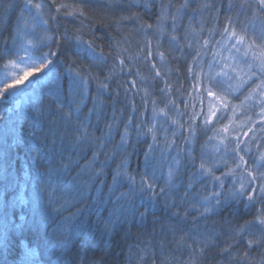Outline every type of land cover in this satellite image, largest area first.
I'll list each match as a JSON object with an SVG mask.
<instances>
[{
	"label": "snow or ice",
	"instance_id": "obj_1",
	"mask_svg": "<svg viewBox=\"0 0 264 264\" xmlns=\"http://www.w3.org/2000/svg\"><path fill=\"white\" fill-rule=\"evenodd\" d=\"M87 2L88 0H85V3ZM125 3L126 10L142 7L147 13H151L152 8L158 9L155 25L146 23L137 13L121 15L114 23L119 29L123 21H133L139 25L136 31L143 32L145 36L150 31L159 36H167V50L161 51L160 42L157 41L155 55L162 63L167 62L171 56V60L175 61L173 71L176 72L177 79L181 74L180 61L183 60L187 64L186 72L194 80L192 87L197 91L196 99L201 104L199 111H195V105H192L193 111L189 120L192 122L199 120L200 128L198 129L195 123H188L186 126L179 119H172L170 113L184 116L185 112L180 111L176 101L171 98L173 82L165 78L167 74L162 73L155 63L151 64L155 73L152 80L155 81L159 77L163 81L164 87L159 91L165 98L164 108H159L157 99L147 88H144L137 89V92L142 90L144 93L141 97L142 107L138 110L137 104L130 95L131 89L121 84L118 87L124 89L123 95L129 108L128 114L125 116L123 109L117 114L116 109L113 108L109 117L104 97L111 92V82L118 74L117 65L113 64L108 75L103 78L94 74L90 68L105 65L109 57L102 47L95 45V39L85 40L80 34L81 29H76L74 35L69 34L67 30L60 33L57 25L53 35H48L49 29L46 27L45 35L41 36L38 42L28 39L29 35L34 34L37 23L49 25V20L42 18L40 10L43 7V0L42 3L23 0L22 15L17 20L12 47H8L7 40L4 42V50L15 55L16 60H10L4 66L3 74H0V100L14 101L16 107L20 109L15 113L16 120L13 124L0 130V249H8L11 243L10 233H19L20 237L30 233L35 240L25 246L22 264H37L39 244L32 245L46 230L48 210L60 212L69 203L65 201L60 208L54 207L57 202L56 192L59 181L54 182L53 176L66 177L75 168H80L77 176L72 177V182L80 196L86 197L90 185L80 180V175L87 172L91 179L95 180L105 175V168L119 159V163L113 169L112 183L107 197L103 202L96 201L98 207L95 211L97 212L102 203L113 205L109 219L103 221L102 228L97 221L95 229L86 221L81 222L78 226L81 232L86 231L89 236L95 237L96 231H99L101 237H112L114 231L127 222L129 216L134 221L138 218V222L143 224L150 214L145 197L152 208L162 205L165 210L171 212V216L175 217L177 222L186 219L192 209L197 210L201 217L209 213L219 215L222 212L239 216L243 212L245 215H251L252 219L235 224L226 221L229 224L228 235L224 245L219 247L218 255L225 257L227 264H252L249 259V250L254 247L264 248V144L253 145V141H264V136L257 137L253 133L250 140L241 141L238 137L230 138L229 125L222 127L216 125H220L225 119H228L231 124L238 110H242L240 114L245 116L246 122L259 124L260 130L264 131V23L261 24L259 32L256 31L255 25L250 31L248 25L227 17L220 31V39L213 44L212 36L215 29L209 30V37L201 42V32L204 30L203 20L197 27L193 23L192 16L188 15V23L181 24L189 12L203 17L205 12L210 11L214 5L208 0H125ZM193 3L195 7H192ZM8 7L12 5L9 4ZM50 7H53L57 14L50 17L54 23L58 21L60 15L75 17L77 13L79 17L91 19L79 6L73 7L67 3L50 0ZM113 7L122 8L123 5L114 3ZM228 7L229 9L238 7L245 13L250 11L252 19L264 16V0H238V3L229 0ZM33 9L36 10L35 13ZM65 9L71 10L62 11ZM24 12L31 17V32L29 22L23 15ZM181 27H183L182 33L179 31ZM53 44L56 46L55 50H53ZM65 44H69L74 49L72 54L77 58L81 54H86L91 65L82 67L76 60L70 59L66 55ZM210 44H212V58L206 62L207 71H205L203 57L207 55ZM44 47L48 48L47 52L43 51ZM146 47L147 54L141 56L140 54L144 53V48H141L138 58L147 60L148 57L153 56L151 41H147ZM185 49L190 50V62L187 60L188 54ZM34 50H38L40 54L33 55ZM121 51L128 50L121 49ZM21 52L24 53L23 56L19 54ZM176 52L179 55H172ZM225 52L228 54L224 55ZM128 58L133 59L131 55ZM115 59L119 60V71L122 72L127 66L125 60L119 53ZM62 62L64 63L63 74L55 71ZM20 65H24L26 70L22 75L17 76L15 69ZM9 72H11V79ZM62 75L67 81L71 96L67 105L69 111L64 110ZM143 79L145 78L141 77V80ZM93 82L96 84L94 96L88 91ZM136 83L135 80L131 82L132 88H136ZM253 84L254 87H252ZM46 87L51 97L47 102L43 99V89ZM246 87L251 90L244 96L240 105L232 104L229 98L236 96ZM175 90L181 92V88ZM114 94L116 97L121 95L119 91H115ZM150 97L151 116L146 117ZM205 99H207L206 111ZM88 100H91L92 107L84 113L82 109L87 106ZM254 100L257 101L255 105L252 103ZM255 106H259L260 109L257 121H253V117L247 115L248 111ZM188 107L189 105L185 102V109L187 110ZM133 113L136 115L134 116ZM49 116L52 119H48ZM161 116L165 120H160ZM7 119V116L0 114V120L7 121ZM58 120L63 122L65 129L71 125V133L59 132ZM25 123L28 124L27 128L24 127ZM166 123L174 127L169 129L165 126ZM182 129L188 132L187 136H182L183 140L190 145L187 149L180 148L176 144L175 137L181 135ZM198 130L213 133L208 136L204 144H200L199 155L195 151ZM249 131H253V128L250 127ZM97 132L99 135L96 134ZM66 134L72 137L68 143H65ZM117 136H119L118 141ZM160 136H164L163 141L159 139ZM149 139L151 142H148ZM216 140H219V143L212 144L209 151V142ZM137 145L144 149L142 153L144 170L134 175L129 170L130 157L134 153L139 154ZM173 146L176 147L177 154L169 160L164 153L169 152ZM253 146L256 149L255 152H253ZM89 149L92 150L91 158L84 167H80V156ZM157 149L161 153V160L167 163L166 173L163 172V164L155 158ZM221 149H223L222 154L216 155L221 153ZM73 152L76 153L75 159ZM242 153L251 154L250 159H245ZM13 154L20 160L27 157L29 161L26 168L23 164L21 165L23 178L13 171ZM101 156L104 157L102 160ZM229 158L235 167H228ZM221 165L227 167V171L221 172L218 176L216 170ZM229 177L231 184L229 188H226V179ZM125 183L127 190L119 191ZM29 184L32 188L30 195L25 192ZM207 184H211L213 189L208 195L193 202L189 190L193 189L194 185ZM10 189L13 193L11 199L7 195ZM181 189L184 195L178 199ZM196 195L200 194L197 192ZM136 196L140 197L141 206L145 209L142 212L135 205ZM185 205L183 216H181L180 209ZM197 205L202 207L203 211H199ZM17 209H20L18 222L13 219ZM77 211L80 210L77 209ZM121 217L124 219L122 220ZM64 219L67 224L75 217L70 215ZM63 231L68 234L63 235L58 243L53 245V255L57 257L54 264H62L58 250L67 249L71 236L74 234L67 228ZM172 234L175 236L174 229ZM188 239L187 236H181L175 243L193 252L196 251L193 248L195 244L199 248L200 255H204L210 246H218L215 239L209 236H205L202 240L191 238L192 244L187 242ZM165 246L166 241L161 239L159 247L163 250ZM242 248L245 250L241 251ZM152 255L154 256L155 253ZM166 262L171 264L167 256L161 259L160 264H166ZM152 264H155L154 259ZM261 264H264V261Z\"/></svg>",
	"mask_w": 264,
	"mask_h": 264
},
{
	"label": "trees",
	"instance_id": "obj_2",
	"mask_svg": "<svg viewBox=\"0 0 264 264\" xmlns=\"http://www.w3.org/2000/svg\"><path fill=\"white\" fill-rule=\"evenodd\" d=\"M208 2L214 7L203 14V17L200 15L189 12L184 20L181 22L182 25L188 23V15H191L193 18V23L199 27V22L203 20L204 30L201 32V42L203 39L209 37V30L215 29V33L212 36V43L220 39V31L226 23L227 17H232L234 21H238L242 24L248 25L250 31L252 26L255 25L256 31L259 32L260 26L264 23V16L252 19V13L249 11L247 13L241 11L238 7H233L229 9L228 2L229 0H208ZM234 3H238V0H233ZM33 3H42V0H33ZM57 3H67L73 7L79 6L82 8L87 17L91 19H86L84 17H79L78 13L75 17L73 16H63L60 15L58 21L55 23L51 21L50 17L52 15H57L55 9L50 7V0H43V7L41 8L42 18L49 20V25H44L42 23H37L35 26L34 34L28 36V39L33 40V42H38L39 38L45 35L44 29L47 27L49 29L48 35H53L56 31L57 25L59 26V32L63 33L65 30L69 34H75L76 29H81V35L85 40L91 41L95 39V45L102 47L106 55H108V61L105 65L95 67L92 66L90 70L94 74L100 75L101 78L107 76L109 70L112 68L113 64L117 65V75L113 77L111 82V92L110 94H105V101L107 104L108 115L109 117L112 114V109L115 108L117 114L123 109L124 115L127 116L129 108L127 102L124 98L123 87H118V85L123 84L124 86L131 89L130 95L133 97L135 103L139 108L142 107L141 97L144 95L143 91L137 92V89L147 88L149 92L152 93V96L157 99V104L159 108H164L165 98L163 94L159 91L160 88L164 87L163 81L158 77L155 81L152 80L154 76V70L151 68V64L155 63L162 71V73L167 74L165 78L173 82V90L171 98L176 101V106L179 110L185 112L184 116H178L170 113L172 119H179L181 123H185L186 126L188 123H195L197 128H200L201 122L199 120L192 122L189 120V117L193 111L192 105H195V111L200 110L199 101L196 99L197 91L193 89L192 84L194 80L186 72L187 64L185 61H180L181 74L179 79H177V74L173 71L175 67V61L169 60L167 62H161L159 57L155 55L157 41L160 42L161 51H166L168 47L167 36H159L158 34H153L151 31L145 36L143 32H137L136 29L139 25L133 21H123L119 29L114 23L115 20L121 15H131L132 13H137L143 17V20L146 23H152L155 25L156 16L158 15V9L152 8L151 13H147L142 7L135 8L133 7L130 10L127 9L125 0H88L85 3V0H57ZM114 3H119L123 5L122 8L113 7ZM11 4L12 7H8ZM192 7H195V3L192 4ZM23 9V0H0V74H3L5 71L4 66L8 64L10 60H16V56L10 53H7L4 50V42L7 40L8 47H12L13 36L15 35V30L17 27L18 17L22 15ZM71 9H65L62 11H68ZM33 9V13H35ZM25 19L29 22V31L31 32L32 20L27 12L23 13ZM83 21V23H81ZM251 21V22H250ZM183 32V27L179 29ZM58 35V34H57ZM56 37L54 36V39ZM147 41L152 43V52L153 56L148 57L147 60L138 58L140 54V49L144 48V53L140 54L141 56L147 54ZM119 43V46H117ZM53 50H55V45H52ZM65 52L68 57L72 60H76L78 64L82 67L90 66L91 61L86 54H81L79 58L73 55L74 49H72L69 44H65ZM121 49H127V52L121 51ZM15 51V49H13ZM43 51L47 52L48 48L44 47ZM187 55V60L190 62L191 54L190 50L185 49ZM117 53L120 54V57L125 60V64L122 72L119 71V60L115 59ZM22 55V52L19 53ZM38 50L33 51V55H39ZM129 55L133 59H129ZM172 55H179L178 52L172 53ZM212 58V44L209 45L207 55L203 57L205 61V71H207L206 62ZM55 59V58H53ZM56 72L61 74L64 73V63H60L59 66L55 69ZM139 73V75H137ZM141 77L145 79L141 80ZM135 80L136 88H132L131 82ZM61 83L63 85L62 95L65 98V111L70 109L67 107L68 103L71 100L69 95V89L67 81L64 79V76H61ZM182 86V87H181ZM176 88H181V92H176ZM89 93L94 96L96 93V84L93 82L88 89ZM115 91L121 93L120 97L115 96ZM182 93V94H181ZM51 97L48 95L47 87L43 89V99L45 102ZM235 97L231 98L232 103H240V101L233 100ZM240 98V97H238ZM151 97L149 98L148 110L145 113V116H151ZM185 102L189 105L188 109H185ZM87 106L82 109L84 113H87L88 108L92 107L91 100L86 102ZM74 107V105H73ZM171 107V106H170ZM20 109L16 107L15 102H8L0 100V114H4L8 117L7 121L0 120V130H4L6 127H10L13 122L16 120V112H19ZM242 111V110H241ZM259 106L252 107L247 115L253 117V121L259 120ZM135 116L136 114L133 113ZM48 119H52L51 116ZM160 120H165L163 116L159 118ZM246 124V123H245ZM249 123L240 131L241 141H248L252 138L253 133L257 137L264 136V131H261V126L259 124ZM59 127V132L61 133H71V125L67 129L64 128L63 122L61 120L57 121ZM166 127L171 129L174 127L170 123L165 124ZM24 127L27 128L28 124L25 123ZM102 127V125H101ZM252 127L253 131H249V128ZM247 133V135H244ZM99 135V132L96 133ZM213 133L208 131L207 133L199 131L197 133V144H196V154L199 155L200 144H204L207 141L208 136H211ZM188 132L186 130H181V135L175 137L176 144L180 148L187 149L190 145L183 140L182 136H187ZM51 138V137H50ZM72 137L66 134L65 143H68ZM161 141L164 140V136H160ZM116 140H119V136L116 137ZM240 140V139H239ZM148 142H151L150 139ZM57 143L59 140L57 138ZM210 143V142H209ZM256 143L264 144V141H253V145ZM243 147V145H241ZM138 153L133 154L130 157L131 163L129 170L133 174L143 172V148L137 145ZM255 147L253 146V152H255ZM131 151V149L129 150ZM92 150H86L85 153L81 154L79 159L80 167H84L87 161L91 158ZM177 154V149L175 146L169 151L164 153L169 160L172 156ZM219 154V153H218ZM245 155V159H250L249 153H242ZM73 158H76V153H72ZM23 156V153H21ZM67 156V153H66ZM104 157L101 156L102 160ZM155 158L158 162L163 164V172H167V163L161 160V153L157 149L155 153ZM230 160V158H229ZM27 157H24L23 160H20L15 157L13 154V171L23 178V172L21 171V165L27 167L28 163ZM119 163V159H116L111 163L110 167L105 168V175L91 179L89 173L84 172L80 175L79 179L90 185V189L86 197H81L77 188L73 186L72 177H76L77 173L80 172V168H75L68 176L66 177H57L53 176V181L58 182L57 184V202L54 205L56 208H60L61 205L65 204V201H68V205L64 208L63 211L55 212L51 209L47 213V222L46 230L41 233V238L33 243L32 246H36V243L39 244L37 248V264H54L56 256L53 255V245L57 244L58 241L62 238L63 235L68 233L63 230L67 228L70 232L74 234L71 236L70 243L67 249L60 248L58 250L59 256L62 258V264H152V260H155V264H160L161 259L167 256L171 264H227V259L221 255H218L219 247L224 245V242L228 235L229 224L226 221H231L235 223H243L244 220L252 219L251 215L242 214L239 216H233L229 213L222 212L219 215L216 214H206L201 217L198 214V211L195 209L190 210V215L183 220L177 222L175 217L171 216V212L165 210L162 205H158L155 208H152L150 202L147 201L145 197V203L149 204L150 214L146 217L143 224H140L137 220H133L131 216L128 217L127 222L123 223L116 231L112 237H101L100 232L96 231L95 237L89 236L88 233L81 232L79 230V224L86 221L87 223L93 225L94 229L96 228L97 221L100 222L99 227H103V221H106L110 217L113 205L111 203H102L99 206V211H95L98 205L97 200L103 202L108 194L109 186L112 183V174L113 169H115L116 164ZM95 167V166H94ZM228 167H231L228 165ZM46 170V169H45ZM226 170H216V175H221V172ZM139 179V177H137ZM103 181L104 183H101ZM162 184V181H160ZM231 184V178L226 179L225 187L229 188ZM213 189L211 184L207 185H194L193 189L189 190L192 194V201L195 202L200 199L202 196H206ZM127 184L125 183L119 191H126ZM219 190V189H216ZM25 192L29 195L32 192L31 184L25 188ZM200 195L197 196L196 193ZM11 189L8 192V198L12 197ZM184 195L183 189L178 194L179 197ZM46 203V198H45ZM135 205L139 211H144V207L141 206V199L139 196L135 197ZM180 209V214L183 216V208ZM199 211H203V208L197 205ZM77 209L80 211L78 212ZM176 211V209H172ZM20 215V209L16 210L14 220H17ZM74 216L75 219L65 223V217ZM123 220L124 218L121 217ZM175 230V236L172 234V230ZM181 236H187L188 243L192 244L193 241L191 238H196L198 240L204 239L205 236L213 237L215 239L217 247L210 246L204 255L199 254V248L197 245L193 244V248L196 249L195 252L191 251L189 248L184 246H178L175 241L178 240ZM9 239L11 241L7 250L0 249V264H20L25 246L29 245L30 241H34L35 237L26 233L23 237H20L19 233H10ZM164 239L166 241V246L161 250L159 247V241ZM245 249H241L244 251ZM155 253L153 256L152 254ZM142 258V259H141ZM249 259L255 260V263L258 261H264V248H256L249 250ZM167 264V262H166Z\"/></svg>",
	"mask_w": 264,
	"mask_h": 264
},
{
	"label": "rangeland",
	"instance_id": "obj_3",
	"mask_svg": "<svg viewBox=\"0 0 264 264\" xmlns=\"http://www.w3.org/2000/svg\"><path fill=\"white\" fill-rule=\"evenodd\" d=\"M227 54L228 53H226V52L224 53V55H227ZM23 55H24V53L22 52L21 56H23ZM25 70H26L25 66L24 65H20L18 68L15 69V73H16L17 76H19V75H22L23 71H25ZM9 76H10V79H11L12 78L11 72H9ZM254 86L255 85L253 84L252 87H254ZM250 90H251V88H248V87H246L245 89H242L240 93H238L236 96H234L235 98L233 100H237L238 99V101H240V103H241V101L244 99V96L247 95ZM238 97H240V98H238ZM231 98H233V97H230L229 99L231 100ZM240 103H238V104L232 103V104L240 105ZM252 103L255 105L257 103V101L254 100ZM198 104L201 107V104L200 103H198ZM204 108H205V111H206L207 110V99H205ZM241 112H242L241 110H238V114H237L236 118L231 121V124H229V120L228 119H225V120H223L221 122L220 125H216V126L217 127H222L223 125H229L230 138L238 137L241 140V133L242 132H240V131L245 127V125L248 124V122H246L245 116L240 114ZM249 123H251V122H249ZM217 143H219V140L211 141L209 143V151H211V145L212 144H217ZM222 152H223V149H221V153H219V154L217 153L216 155L219 156V155L222 154ZM228 165H230L231 167H235V165L231 162V160H229ZM220 169L221 170H226L227 167H225L224 165H221V167L218 168L217 170H220ZM251 261H252V264H261V262H262V261H258V262L255 263V260H253V259H251Z\"/></svg>",
	"mask_w": 264,
	"mask_h": 264
},
{
	"label": "clouds",
	"instance_id": "obj_4",
	"mask_svg": "<svg viewBox=\"0 0 264 264\" xmlns=\"http://www.w3.org/2000/svg\"><path fill=\"white\" fill-rule=\"evenodd\" d=\"M20 264H22V258H21Z\"/></svg>",
	"mask_w": 264,
	"mask_h": 264
}]
</instances>
